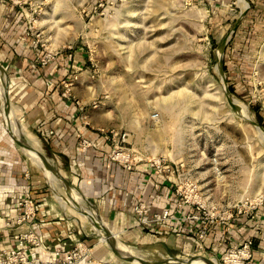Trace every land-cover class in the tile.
Listing matches in <instances>:
<instances>
[{"label":"rangeland","instance_id":"1","mask_svg":"<svg viewBox=\"0 0 264 264\" xmlns=\"http://www.w3.org/2000/svg\"><path fill=\"white\" fill-rule=\"evenodd\" d=\"M7 1L18 7L23 25L9 28L0 36L1 42L14 47L17 36L23 37L19 50H28V60L37 70L63 53L76 54L81 65L72 82L86 85L91 95L88 108L96 111L97 126L108 128L112 149L122 147L124 156L130 153L131 159L173 167L176 205L180 209L190 206L192 215L199 216L194 220L201 227L199 236L204 231V237L207 230L202 227L206 215L197 212V204L205 207L206 214L217 215L223 209L231 210L242 198L264 191V139L259 133L264 130V6L256 2L254 6L249 0ZM3 53L0 47V70L6 75V85L9 82L8 99L18 107ZM83 89L86 93L85 86ZM232 98L245 110L235 107ZM19 114L23 124L20 108ZM4 119L0 105V129L9 137ZM29 133L40 142L41 161L96 214L88 209L87 215L82 207L86 218L82 224L76 219L78 211L73 216L64 209L55 200L61 193L47 183L44 173L16 143L34 178L49 187L52 200L77 221L85 237L105 244L93 232L95 207L66 181L44 140ZM133 214L144 226L134 207ZM116 239L147 255V261L165 264L203 261L198 258L223 264L226 252L232 249L217 254L183 252L162 241L132 244L118 234ZM251 254L248 264L253 262V251ZM125 259L114 254L109 262L133 264Z\"/></svg>","mask_w":264,"mask_h":264},{"label":"crops","instance_id":"2","mask_svg":"<svg viewBox=\"0 0 264 264\" xmlns=\"http://www.w3.org/2000/svg\"><path fill=\"white\" fill-rule=\"evenodd\" d=\"M249 1L252 5L256 2L264 6V0ZM19 12L18 7L7 0H0V36L9 28L23 25ZM17 37L12 43L14 47L7 41L1 42L0 38V47L1 52H5V65L12 73L13 98L23 114L24 128L44 140L47 150L64 171L66 181L95 207L97 219L102 220L105 225L102 227L108 230L96 232L97 235H122L132 244L162 241L168 246L181 247L183 252L208 250L214 254L224 253L252 238L251 264H264V208L253 217L235 213L232 219L224 222L204 223L202 227L207 233L204 237L199 236V222L189 219L194 213L193 208L180 209L176 205L174 174L160 172L147 162H138L128 170L124 164L110 159L113 144L109 130L106 126L103 129V125V128L97 126L96 111L88 108L91 103L87 100L91 95L87 93L86 85L72 82L81 65L76 54L63 53L51 65L37 70L28 60V50L24 53L23 49L19 50L24 45L23 37ZM0 73L6 79L1 70ZM6 123L4 119L7 129ZM10 135L7 137L0 129V249L15 246L12 238L15 229L6 224L14 223L21 216L23 211L19 202L32 200L37 216L31 225L42 242L43 247L37 248L42 260L54 261L57 252L62 254L84 241L91 246L95 260L91 264L113 261L115 252L108 243L101 239L98 241L105 244L91 242L88 236L85 237L77 221L52 200L49 187L34 178L33 170L18 150L14 136ZM83 140L90 145H81ZM47 173L42 172L52 187L49 170ZM55 200L60 203L56 196ZM139 203L147 205L150 214L168 212L173 218L148 227L140 226L133 214V207Z\"/></svg>","mask_w":264,"mask_h":264},{"label":"built area","instance_id":"3","mask_svg":"<svg viewBox=\"0 0 264 264\" xmlns=\"http://www.w3.org/2000/svg\"><path fill=\"white\" fill-rule=\"evenodd\" d=\"M94 107H97L96 103H94ZM81 145L89 146L90 143L87 142V140H83ZM124 151L126 150L122 147H114L110 154V159L114 162L124 164L126 168L130 170L134 164L140 162L141 160H137L136 158L131 159L130 153H128L127 156H124ZM151 164L160 172L168 174L175 173V169L173 167L165 163H161L160 161L154 163L151 162ZM18 204L23 211L21 216L18 217L14 223L9 222L6 224L10 229H15V232L12 234L15 246L0 249V264H82L85 261L91 264L95 261L92 257L91 249L84 241L76 243L62 254L57 252V258L54 261L42 260L37 254V248L43 247L42 242L39 235L31 225L37 216L35 203L32 200H26L21 201ZM260 208H264V191L256 196H246L242 198L233 205L231 210H223L222 212L218 211L217 215L210 212L206 214L205 207L197 204V212L199 213L203 211L202 213L206 215L205 221L202 222L203 224L207 222H224L226 220H230L233 218L235 213L238 215L247 214L253 217L254 213ZM134 213L139 217L140 224L144 226H149L153 222L170 220L173 218V216L168 212L150 214L147 205L143 203H139L134 206ZM189 219L198 220L199 216L194 214L190 216ZM204 234L205 232L202 231L201 237H203ZM252 249V239L244 240L238 248H232L226 252L223 264H248L252 255ZM105 264L114 263L109 262Z\"/></svg>","mask_w":264,"mask_h":264},{"label":"bare ground","instance_id":"4","mask_svg":"<svg viewBox=\"0 0 264 264\" xmlns=\"http://www.w3.org/2000/svg\"><path fill=\"white\" fill-rule=\"evenodd\" d=\"M5 85H6L5 76L2 73H0V101H1L0 105H1V108L3 110L5 119L7 121V123H6L7 129L14 136L15 140L18 139L21 142H24L25 144H27L25 146H22V148H23L24 153L31 160L33 166L37 167L43 173L45 172L46 174H48L47 170H49V175L48 176L51 178V181H52V184H53L54 188L56 187L57 193L58 192L61 193L58 196V200L63 205L64 209L68 208L69 210H71L70 213L73 216H76L77 215V211H78V216L79 217L76 218V219H78L83 224V222L86 221V218H85L84 215H82L83 213H81L82 211H80V209L82 207H85L86 210L84 212H86L87 215H89L88 209H92V211L94 209L86 207L85 205H83V202H85V201L82 202L81 196L75 194L74 191L72 193H70L67 190V188L64 186V184L61 182V180L54 176V173L48 167V164L43 162V161H41L40 156L38 154L39 151L37 150V146L40 144V142H39V140L37 138L32 136L31 133H29V132H27L25 130V128H24V126L22 124V121H21V117L19 116L18 107L15 106V105H12L8 101L7 92L9 90V82L7 83L6 86ZM231 102L233 103V105L235 107H240V109L242 107V109L245 110V107L241 104V102H239V101H237V100H235L233 98H232ZM245 114H247V113L245 112ZM249 119H250V121H252V123H255L251 116L249 117ZM259 133H261L260 136L264 139V130L260 129ZM71 190H73V189L71 188ZM93 212H94V214H96L95 211H93ZM90 216H91V214H90ZM97 220H94L95 222L94 221L92 222V224L94 223L96 225L93 228V232L94 233H96V232L99 233L102 230H103L102 232H107L108 230L105 227L104 228L102 227V226H105L104 223L100 222L99 220L97 221ZM100 237H101V240H103L104 242H107V243H108L109 239L113 240V242L117 245L116 247L119 250H121L120 251L121 252L120 255L124 256L127 260H129L131 258H134L135 260H137V262H134L133 264H165V263H161V262L147 261V255H145V254L141 253L140 251H137L136 249H133V248L123 244L122 242L118 241L116 239V236L103 234ZM188 260H189V262L187 264H215L212 261L204 262V261H198V260H194V259H188Z\"/></svg>","mask_w":264,"mask_h":264},{"label":"water","instance_id":"5","mask_svg":"<svg viewBox=\"0 0 264 264\" xmlns=\"http://www.w3.org/2000/svg\"><path fill=\"white\" fill-rule=\"evenodd\" d=\"M228 94V93H227ZM228 96H229V94H228ZM20 146H25V145H27V144H25L24 142H21L20 140H18V139H16L15 140ZM108 246L115 252V254L116 255H119V254H121V250H119L116 246V244L113 242V240H110L109 239V241H108ZM124 259V258H123ZM198 259H200V260H203L204 262H207V261H209L210 259H206V258H198ZM126 260V259H125ZM127 261H129V262H131V263H134V262H137V260H135L134 258H131V259H129V260H127ZM189 262V260H185V261H181L180 263H178V264H187Z\"/></svg>","mask_w":264,"mask_h":264}]
</instances>
